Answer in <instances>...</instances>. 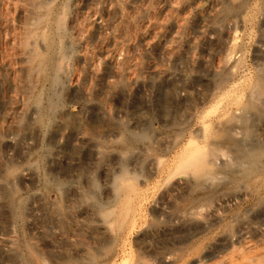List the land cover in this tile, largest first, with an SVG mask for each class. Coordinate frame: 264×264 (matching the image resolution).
<instances>
[{
  "label": "rangeland",
  "instance_id": "374dc122",
  "mask_svg": "<svg viewBox=\"0 0 264 264\" xmlns=\"http://www.w3.org/2000/svg\"><path fill=\"white\" fill-rule=\"evenodd\" d=\"M229 31L242 77L216 84ZM263 50L264 0H0V264H240L263 252L264 191L237 194L245 177L224 167L190 196L164 170L206 112H240ZM196 203L205 225L176 218Z\"/></svg>",
  "mask_w": 264,
  "mask_h": 264
},
{
  "label": "bare ground",
  "instance_id": "6f19581e",
  "mask_svg": "<svg viewBox=\"0 0 264 264\" xmlns=\"http://www.w3.org/2000/svg\"><path fill=\"white\" fill-rule=\"evenodd\" d=\"M43 18V17H42ZM47 21V20H46ZM50 21V20H49ZM235 31V30H234ZM230 32V31H229ZM239 32V31H238ZM229 34L232 35V40L230 41L231 44L227 45L225 42H223L222 44H224L222 46V44H220L222 47L225 46V50H224V54L223 55V61H220L221 64L222 62V68H221V64L220 67H218V69L221 70H216L218 71L217 73H214L213 75H218L216 77V79L218 78V80H214L218 81L215 82L216 84H227L229 82H232L231 84L234 83V77L236 76V74H240L239 70V60L241 59V56H238L235 51V46L234 44H236L237 39L234 38V34L236 35L237 33L234 32H230ZM230 35V36H231ZM238 35V34H237ZM45 36V35H44ZM229 36V35H228ZM226 37V36H225ZM238 37V36H237ZM218 39V38H217ZM212 40V39H211ZM216 40V39H215ZM235 43H234V41ZM49 42V41H47ZM228 42V39L226 41V43ZM239 43H237L238 45ZM236 45V46H237ZM63 46V45H61ZM239 47V46H237ZM236 47V48H237ZM219 49V48H218ZM221 51V50H220ZM264 51V50H263ZM36 52V51H35ZM222 53V52H221ZM220 53V54H221ZM38 60L40 58V62L39 64L44 66L46 63L48 64V60L44 54H40V52L37 54ZM222 55V54H221ZM220 55V56H221ZM219 56V55H218ZM219 56V57H220ZM243 56V55H242ZM263 56V55H262ZM240 57V58H239ZM246 57V56H245ZM221 58V57H220ZM264 58V57H263ZM246 59V58H245ZM264 62V61H263ZM238 65V66H237ZM47 66V65H46ZM214 68V67H213ZM198 69V68H197ZM205 69V68H204ZM217 69V68H216ZM41 70V69H40ZM242 70V68H241ZM240 70V71H241ZM213 71H211L212 73ZM245 72V71H244ZM253 77L247 81L246 86L248 89V93L249 95L247 96L246 100L244 101V103L242 104V102H240V104H242V107L240 108V112L238 114H234V115H219L215 113L214 110H212V114L208 112H206V116L203 119L204 121H202V123L200 122L199 127L194 130H196L195 132L197 133L196 136H198V139L196 138V140H193L192 137L191 141H189V139L187 141H189V143L184 146L181 147L183 148L181 150V152L179 151L176 153L177 156H174V160L170 161L168 163H165L164 166V170L166 171L167 175L171 178L174 179L173 185L177 186L180 190V188L183 190V192L185 193V191H189L191 193V189H193L195 186V188H197L198 185L204 186L206 189H210L212 188L215 184L219 183V180H221V178L223 179V177L225 178L227 176H222L223 174L225 175V173L220 172V168H224V167H231V169H233V171L236 174H242L245 177V183H241L243 184V186H241V184L239 186H241V188L239 187V191L237 193V189H236V193L237 194H243L247 195L250 193V190L252 188L255 189L254 192L256 191H264V65L259 68H257L255 71ZM242 73V72H241ZM251 74V73H250ZM192 75V74H191ZM211 75V74H210ZM209 75V76H210ZM243 75V74H242ZM209 76H207L209 78ZM212 76V75H211ZM241 76V74H240ZM248 75H246L247 77ZM55 77V76H54ZM239 77V75L237 76ZM242 77V76H241ZM244 76V78H246ZM211 80V79H210ZM213 80V79H212ZM211 80V81H212ZM213 80V82H214ZM247 80V79H245ZM244 83V84H245ZM216 84L215 87H216ZM218 87V86H217ZM222 87H226L225 85H222ZM221 87V88H222ZM176 88V87H175ZM160 89V88H159ZM225 89V88H224ZM213 90V89H212ZM211 90V91H212ZM216 90V88L214 89V91ZM219 90V89H218ZM221 90V89H220ZM227 90V89H226ZM203 91V90H202ZM224 91V90H223ZM221 91V92H223ZM234 92V91H233ZM198 93V92H197ZM226 93V92H225ZM224 93V94H225ZM246 93V94H248ZM175 94V93H174ZM183 94V92H182ZM211 94V92H210ZM216 94V93H215ZM245 94V95H246ZM172 95V94H171ZM218 95L220 96V93H218ZM222 95V94H221ZM212 96H214V93L212 94ZM216 96V95H215ZM242 96V95H241ZM178 97V96H177ZM176 97V98H177ZM230 97V96H229ZM175 98V99H176ZM216 98V97H214ZM218 98V96H217ZM244 98V97H243ZM191 99V98H189ZM193 99V98H192ZM240 99V97L238 98ZM41 101V100H40ZM40 101H38L40 104ZM173 101V100H172ZM193 101V100H192ZM198 101V100H197ZM220 103V102H219ZM239 104V101L236 102ZM170 104V103H169ZM210 104V103H209ZM239 104V105H240ZM37 105V104H36ZM51 108H53L52 106L53 103L51 102ZM163 105V104H162ZM196 105V104H195ZM164 107L165 104L163 105ZM37 108H39V105L36 106ZM174 108V107H172ZM178 108V107H177ZM180 108V107H179ZM213 108V107H212ZM54 109V108H53ZM162 109V107H161ZM160 109V110H161ZM171 110V108H169ZM176 109V108H175ZM186 109V108H185ZM188 109V108H187ZM191 109V108H190ZM189 109V110H190ZM209 109V108H208ZM237 110V109H236ZM53 111V110H52ZM182 111V110H181ZM167 112V111H166ZM204 112V111H203ZM211 112V111H210ZM237 112V111H236ZM37 113V112H36ZM205 113V112H204ZM216 114L217 116L213 117V114ZM220 113V112H219ZM166 114V113H165ZM173 114V113H172ZM178 115V114H177ZM184 115V114H183ZM182 116V115H181ZM212 116V117H211ZM210 119H214V121H207L206 118ZM189 118V117H188ZM69 119V118H68ZM66 120V119H65ZM162 120V119H161ZM206 120V121H205ZM69 121V120H67ZM72 121V120H70ZM74 121V120H73ZM75 122V121H74ZM73 123V122H71ZM76 123V122H75ZM173 123V122H172ZM187 123V122H186ZM78 124V123H77ZM65 127H68L67 125L63 124ZM177 126V125H176ZM180 126V125H178ZM182 126V125H181ZM185 128V127H184ZM66 129V128H65ZM64 131V130H63ZM83 131V130H82ZM85 131V130H84ZM180 131V129L178 130ZM183 131V130H182ZM78 132V131H77ZM194 133V131L192 132ZM183 134V133H182ZM181 134V135H182ZM195 134V133H194ZM177 136L180 137V134H176ZM184 135V134H183ZM182 135V136H183ZM191 135V134H190ZM167 136V135H166ZM73 137V136H72ZM122 137V136H121ZM144 137V136H143ZM171 137H175L174 135ZM182 138V137H181ZM165 139V138H164ZM184 140V139H183ZM161 141V140H160ZM166 141V140H165ZM170 141H172L170 139ZM180 141V140H179ZM168 143V140L166 141ZM177 142V140H175L173 138V143ZM182 142V141H180ZM179 142V143H180ZM178 143V144H179ZM164 144V143H161ZM176 144V145H178ZM186 144V143H185ZM94 145V144H93ZM172 145V143H169L168 146ZM84 146V144H83ZM175 146V145H174ZM100 147V146H99ZM97 147V148H99ZM90 148V147H89ZM92 149V147H91ZM167 149V146H166ZM86 150V149H85ZM84 150V151H85ZM172 150V149H171ZM87 151V150H86ZM89 154V153H88ZM92 154V153H91ZM100 157V156H99ZM161 159V158H160ZM159 158H157V160L153 159L155 162V165L157 164V166L162 167V161H160ZM91 161V160H90ZM95 162V160H94ZM167 162V161H166ZM156 166V167H157ZM156 169V168H155ZM162 171L163 168H161ZM226 169V168H225ZM28 170V169H27ZM34 170V169H33ZM159 170V169H158ZM157 170V171H158ZM29 171V170H28ZM35 171V170H34ZM124 171V170H123ZM232 171V173H233ZM161 172V171H160ZM163 173V172H162ZM161 173V174H162ZM222 173V175H221ZM28 172L25 170L23 172V175L27 176ZM123 174H125V171L123 172ZM29 175V174H28ZM31 175V174H30ZM120 176V175H119ZM121 176H123L121 174ZM120 176V178H121ZM167 176V177H168ZM116 177V176H115ZM125 178V177H123ZM9 179V178H8ZM7 179V180H8ZM119 179V178H117ZM115 179V180H117ZM122 179V178H121ZM114 180V181H115ZM243 180V179H242ZM9 181V180H8ZM119 181V180H118ZM244 181V180H243ZM13 182V180H12ZM117 182V181H116ZM114 182V183H116ZM121 183V180L119 181ZM57 183V182H56ZM239 182H235V184ZM10 184V183H8ZM7 185V184H5ZM61 185V184H60ZM121 185H123L121 183ZM126 185V184H125ZM172 185V184H171ZM172 185V186H173ZM8 186V185H7ZM13 186V184H12ZM63 186V185H62ZM120 188V185H118ZM128 187V185H126ZM125 186V189H129ZM231 186V185H230ZM250 186H252V188H250ZM116 187V186H115ZM123 187V186H122ZM177 187H175L177 189ZM199 187V186H198ZM194 188V189H195ZM200 188V187H199ZM12 189V188H11ZM62 189V188H61ZM123 189V191L125 190ZM165 189V188H164ZM163 189V190H164ZM119 191V190H117ZM116 191V193H117ZM166 191V190H165ZM186 192V193H189ZM12 193V192H11ZM78 193V192H77ZM91 193V192H90ZM183 193V194H184ZM221 193V192H220ZM253 193V192H252ZM87 194V193H86ZM92 194V193H91ZM166 194V193H165ZM251 194V193H250ZM189 195V194H188ZM262 195V194H261ZM85 196V195H84ZM83 196V198H84ZM190 196H195L192 195V193L190 194ZM198 196V195H196ZM208 196V195H207ZM210 196V195H209ZM90 197V196H89ZM88 197V198H89ZM92 197V196H91ZM94 197V196H93ZM263 197V196H262ZM87 198V197H86ZM87 198V199H88ZM113 198V197H112ZM115 200L117 199V196H114ZM264 199V197L262 198ZM94 200V199H93ZM13 201V200H12ZM98 201V200H97ZM95 201L96 204L92 203L93 205H95V208L97 207L99 211H97L100 216L99 219H97L96 224H98L99 227L108 229L109 228V223L107 218H109L110 216H108V214L105 212L103 213V202H97ZM197 204V203H196ZM210 204V203H209ZM258 204V203H257ZM201 204H197V205H192L191 207L189 206L187 208L186 211H179V213L176 214V218L179 220H186L187 222H199V223H203L204 225L207 223V218L201 213L202 209H201ZM264 206V205H263ZM91 207V206H90ZM209 207V206H208ZM257 207V206H256ZM255 208V207H254ZM260 208V207H259ZM105 209V208H104ZM261 209H263L261 207ZM94 210V207L93 209ZM96 210V209H95ZM256 210V209H255ZM107 211V210H106ZM254 211V210H253ZM102 212V213H101ZM261 212V211H260ZM96 213V212H95ZM110 213V212H109ZM111 214V213H110ZM260 214V213H259ZM262 215L264 214L261 213ZM107 215V216H106ZM256 216V215H255ZM248 223V222H247ZM244 225V224H243ZM247 226L246 224L244 225V228L242 229V233L241 234H245L247 232ZM251 227V226H250ZM110 229V228H109ZM240 230V229H239ZM249 230V228H248ZM250 231V230H249ZM143 233L147 232V228H144L142 230ZM230 232V231H229ZM240 233V232H239ZM249 233V232H248ZM246 233V234H248ZM227 234V233H224ZM235 236V235H234ZM233 235L231 234H227V236L225 235V238L227 241H232L235 239ZM250 237V236H249ZM11 238V237H10ZM10 238L8 237V240H10ZM243 238V236H242ZM245 239H248L247 237ZM11 242L13 241L12 238L10 240ZM9 241V242H10ZM225 241V240H224ZM245 241V240H244ZM8 242V243H9ZM10 242V243H11ZM217 242V241H216ZM250 240H246V243H249ZM9 243V244H10ZM13 243V242H12ZM229 243V242H228ZM227 243V244H228ZM8 244V246H9ZM251 245V242L249 243ZM248 244V246H249ZM12 245V244H11ZM247 245V244H246ZM12 247V246H11ZM13 248V247H12ZM249 249V247H247ZM243 249H245L243 247ZM237 250V249H236ZM242 253L246 252V251H242V248L239 249ZM239 250H237L236 252H238ZM246 250V249H245ZM260 250V249H259ZM258 250V251H259ZM263 250V249H262ZM261 250V251H262ZM15 251V250H14ZM239 251V252H240ZM248 251V250H247ZM255 251V250H254ZM238 252V253H239ZM240 253V254H242ZM255 253V252H254ZM253 253V255H254ZM238 254V255H240ZM247 254V253H245ZM244 255L239 256L240 259H242ZM91 256V255H90ZM247 256L249 257V255L247 254ZM246 256V257H247ZM228 257V256H227ZM243 258L245 261L243 263L240 264H264V251L261 253H256L255 256L253 257H249V258ZM93 258V257H92ZM91 259V264H98L94 258V260ZM225 258V257H224ZM233 258V257H232ZM237 258V257H236ZM89 259V258H88ZM86 259V260H88ZM228 259L230 260L231 258L228 257ZM234 259V258H233ZM165 262H168L170 260L169 256H165L163 259ZM224 260V259H222ZM226 260V259H225ZM237 260V259H236ZM84 262V259L81 261V264ZM118 261H115L114 258H109L108 260L102 262V264H125L124 260L120 261V263H117ZM225 262V261H224ZM230 262V261H229ZM242 262V260H241ZM100 263V262H99ZM239 262H237L238 264ZM79 264V263H77ZM137 264H145L142 262H138ZM223 264V263H222ZM226 264V263H224ZM227 264H232V263H227Z\"/></svg>",
  "mask_w": 264,
  "mask_h": 264
}]
</instances>
